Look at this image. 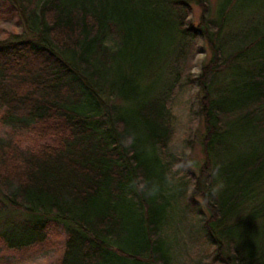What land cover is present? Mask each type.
I'll return each instance as SVG.
<instances>
[{"label":"trees","instance_id":"1","mask_svg":"<svg viewBox=\"0 0 264 264\" xmlns=\"http://www.w3.org/2000/svg\"><path fill=\"white\" fill-rule=\"evenodd\" d=\"M192 2L200 8L194 28ZM5 4L23 29L0 39L2 122L11 135L43 141L29 147L0 137V216L25 217L0 230L5 246L41 242L53 226L65 237L58 264H175L184 200L213 264H264V0ZM200 41L209 57L192 79L199 162L189 145L171 149L169 95L186 48ZM182 159L194 167L168 185L165 174ZM137 176L160 192L133 191ZM216 183L223 187L210 197Z\"/></svg>","mask_w":264,"mask_h":264},{"label":"rangeland","instance_id":"2","mask_svg":"<svg viewBox=\"0 0 264 264\" xmlns=\"http://www.w3.org/2000/svg\"><path fill=\"white\" fill-rule=\"evenodd\" d=\"M195 1V0H193ZM218 0H209L211 6H215ZM192 26L197 27L200 18V8L192 2L191 4ZM264 13V9H263ZM259 15V18H262ZM248 17H244L245 28L251 24ZM259 19L256 17L255 22ZM249 24V25H248ZM21 21L18 14L8 5L0 7V39L8 34H20L22 32ZM209 57L208 45L196 42L186 48L182 55L183 73L176 88L169 95L172 105V122L174 125V137L171 149L177 152L186 151L191 146L190 156L199 162L202 159L201 135L203 133L202 123L196 113L197 89L192 79L201 71V67ZM11 136L22 146L37 147L43 141L29 132L12 133L3 125L2 111H0V137ZM189 142H186L188 141ZM185 201H181L180 214L174 225V232L178 242L174 246L175 264H213L211 261L208 244L198 225L194 213L185 210ZM23 213L10 210L0 216V230L12 223L24 222ZM64 232L60 227H49L43 241L20 249H8L0 240V264H58L64 249Z\"/></svg>","mask_w":264,"mask_h":264},{"label":"clouds","instance_id":"3","mask_svg":"<svg viewBox=\"0 0 264 264\" xmlns=\"http://www.w3.org/2000/svg\"><path fill=\"white\" fill-rule=\"evenodd\" d=\"M121 145L124 148H130L135 143V135H129L121 140ZM194 167V162L190 159H182L179 162L174 163L168 173L165 174V182L168 185H172L175 182L177 174L183 175L185 171ZM213 178L219 175V166L212 169L210 172ZM129 187L138 194H145L149 197H154L160 192V185L156 182H149L143 176L135 177L129 184ZM222 183H216L209 186V196L215 197L222 189Z\"/></svg>","mask_w":264,"mask_h":264}]
</instances>
